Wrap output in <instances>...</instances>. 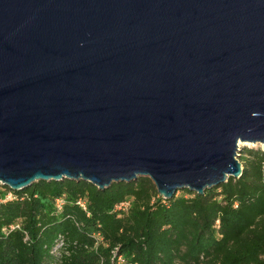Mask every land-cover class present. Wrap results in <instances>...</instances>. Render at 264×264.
Listing matches in <instances>:
<instances>
[{
	"label": "water",
	"instance_id": "obj_1",
	"mask_svg": "<svg viewBox=\"0 0 264 264\" xmlns=\"http://www.w3.org/2000/svg\"><path fill=\"white\" fill-rule=\"evenodd\" d=\"M264 143V0H0V182L148 177L172 198Z\"/></svg>",
	"mask_w": 264,
	"mask_h": 264
},
{
	"label": "trees",
	"instance_id": "obj_2",
	"mask_svg": "<svg viewBox=\"0 0 264 264\" xmlns=\"http://www.w3.org/2000/svg\"><path fill=\"white\" fill-rule=\"evenodd\" d=\"M245 152L242 176L203 195L185 188L165 198L148 177L106 189L63 179L14 190L0 201V264H264V150Z\"/></svg>",
	"mask_w": 264,
	"mask_h": 264
},
{
	"label": "built area",
	"instance_id": "obj_3",
	"mask_svg": "<svg viewBox=\"0 0 264 264\" xmlns=\"http://www.w3.org/2000/svg\"><path fill=\"white\" fill-rule=\"evenodd\" d=\"M9 190H8V189ZM14 190L12 189V188H10L9 186H7V185H4V184H2V182H0V201H5V200H12V199H14L15 198V195H14V192H13ZM64 204H65V199H64V197H60V198H58L57 200H56V206H57V209H58V211H61L62 209H63V206H64ZM79 204L84 208V209H87V203H86V201L85 200H80L79 201ZM129 204H130V201H125V202H122V203H120V204H118L117 206H116V209L117 210H124V209H126V208H128V206H129ZM19 229L20 228V225L19 224H17V225H14V226H11V228H4V232L5 233H9L10 232V230H13V229ZM26 234V239H28V235H27V233H25ZM62 246V242L61 241H59V243H58V245L54 248V250H53V252L57 249V247H61ZM59 250V249H58ZM57 250V251H58ZM56 251V252H57ZM120 259H121V257H119Z\"/></svg>",
	"mask_w": 264,
	"mask_h": 264
},
{
	"label": "rangeland",
	"instance_id": "obj_4",
	"mask_svg": "<svg viewBox=\"0 0 264 264\" xmlns=\"http://www.w3.org/2000/svg\"><path fill=\"white\" fill-rule=\"evenodd\" d=\"M245 149H263L264 150V143H253V142H244V144L240 145L239 153L241 155H246ZM242 156H239L241 158ZM243 158V157H242ZM242 162V161H241ZM243 164V163H242ZM244 167V166H243ZM61 247H57L54 251L56 252Z\"/></svg>",
	"mask_w": 264,
	"mask_h": 264
},
{
	"label": "bare ground",
	"instance_id": "obj_5",
	"mask_svg": "<svg viewBox=\"0 0 264 264\" xmlns=\"http://www.w3.org/2000/svg\"><path fill=\"white\" fill-rule=\"evenodd\" d=\"M244 144L243 142H240V145Z\"/></svg>",
	"mask_w": 264,
	"mask_h": 264
}]
</instances>
